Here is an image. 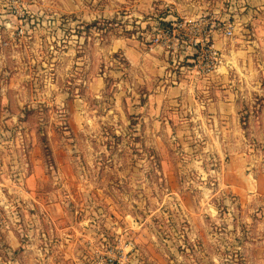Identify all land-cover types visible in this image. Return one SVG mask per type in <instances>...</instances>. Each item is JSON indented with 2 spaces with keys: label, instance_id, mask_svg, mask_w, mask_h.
Segmentation results:
<instances>
[{
  "label": "rangeland",
  "instance_id": "obj_1",
  "mask_svg": "<svg viewBox=\"0 0 264 264\" xmlns=\"http://www.w3.org/2000/svg\"><path fill=\"white\" fill-rule=\"evenodd\" d=\"M109 258L264 264V0H0V264Z\"/></svg>",
  "mask_w": 264,
  "mask_h": 264
},
{
  "label": "built area",
  "instance_id": "obj_2",
  "mask_svg": "<svg viewBox=\"0 0 264 264\" xmlns=\"http://www.w3.org/2000/svg\"><path fill=\"white\" fill-rule=\"evenodd\" d=\"M184 25L185 23H177L176 25L173 24L172 28L174 27L175 29H182ZM226 34H229V31H226ZM170 36H171L170 30L168 29L167 31L162 33L161 36L152 38V43L154 45L161 46V47L165 46L169 44ZM103 264H115V262H114V259L109 258Z\"/></svg>",
  "mask_w": 264,
  "mask_h": 264
}]
</instances>
